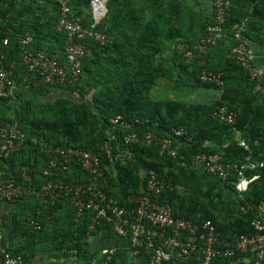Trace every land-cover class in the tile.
<instances>
[{
    "label": "built area",
    "instance_id": "1",
    "mask_svg": "<svg viewBox=\"0 0 264 264\" xmlns=\"http://www.w3.org/2000/svg\"><path fill=\"white\" fill-rule=\"evenodd\" d=\"M51 1L59 3L54 27L64 40L61 49L56 52L48 48L36 49L30 31L18 35L17 55L7 60L6 53H0V100L15 95L19 88L17 81L24 73L28 77L23 80H31L28 84L44 93L65 90L80 81L83 62L92 53V44L106 41L107 34L100 25L108 12L107 0H90L86 12L81 14L72 9L69 0ZM213 5V21L207 24L204 35L194 44L179 41L175 47L177 52L192 58L196 53H207L222 39L231 37L234 41L232 57L245 67L251 79L257 80L259 87L264 66L257 61H264V37H248L244 33L245 21L228 24L232 0H213ZM2 42L9 45L10 37H3ZM197 77L201 82L224 84L223 72L207 67H203ZM214 114L236 129L238 113L227 104L218 106ZM130 128L131 123L121 114L109 118L108 136L101 149L111 160L131 159V146L135 143L156 144L162 155H180V165L201 168L221 181L233 183L240 195L259 176L258 172L250 175L249 171L264 169V159H253L249 144L239 130H236L238 144L248 153L241 161H227L221 152H198L187 160L181 151L192 136L183 127H173L168 136L147 130L141 134ZM25 141L26 134L18 121L0 122V161L3 165L0 168V264H24L22 254L10 249L7 225L12 213L6 212L3 206L7 203L16 207L18 199L29 195L38 197L43 208L49 207L48 202L55 204L57 200L63 201L65 208L73 207L77 222L90 219L89 234L94 230L96 233L109 230L118 237H125L130 252L143 256L146 264H226L225 260L227 264H264V232L241 234L232 242L222 237L212 219L176 213L169 202L160 201L165 182L155 171L146 173L143 192L128 195L131 205L121 204L107 192L110 185L108 167L93 148L45 144L40 148L41 168L38 170L33 165L35 153L29 150L21 153ZM12 160L22 163L19 177L15 173L7 174L6 168L11 167ZM64 175H74L75 179L67 180ZM45 220L48 219L38 206L35 213L28 212L23 222L29 230L39 231ZM97 224L101 226L99 229ZM253 224L264 230V201L259 205ZM117 253L114 246L100 247L90 264H115Z\"/></svg>",
    "mask_w": 264,
    "mask_h": 264
},
{
    "label": "trees",
    "instance_id": "2",
    "mask_svg": "<svg viewBox=\"0 0 264 264\" xmlns=\"http://www.w3.org/2000/svg\"><path fill=\"white\" fill-rule=\"evenodd\" d=\"M35 1L36 4L34 5L33 3H24L22 6L20 3L16 6L14 0H0V18L6 19L5 24L0 21V53H6L7 60L17 55L16 51L19 48L17 36L24 34L26 31H30L33 34V45L36 49L48 48V50L54 52L61 49L64 40L63 37L56 32L54 27L59 15V3L51 0ZM89 1L90 0H84L82 3L84 6L80 7L76 5L72 6L70 0L69 4L76 13L81 14L86 12ZM120 1H123V4L122 7L118 9L119 7L115 3L117 2L116 0H107L108 12L100 25V28L106 32L107 39L104 43L94 42L92 44V53L88 55L83 62V72L81 73L80 81L75 84H70L66 88L77 90L78 85H80L82 81L81 78L84 73V68H89L87 64L96 63L97 58H99L103 52L110 53V50L112 51V48H114V46L112 47L114 44L112 42L110 43L108 39V31L106 30L108 19L110 18L112 20L114 11L117 10L118 13L122 14L121 21L127 19L128 16V18H131V21L132 19L133 21H137L136 24H138L139 28L140 26L142 27V33H144L143 29H145L147 35H158L157 38H152V40L151 38L148 39L147 43H160V40L163 42L164 37L161 39L160 37L162 35L167 37V34H169L166 32L168 29L163 30V28L155 25L156 20H162V13L156 14L155 18H153L154 21H150L151 19L149 21H144V17L143 21L140 23L137 17L143 16V12L140 9L139 12L137 11L134 0ZM25 7L27 9H24ZM24 11H26L27 14L25 17L21 18ZM86 17L89 18L88 14H86ZM230 17V14H228L229 25L237 23L231 21ZM212 21L213 16L203 25L201 34L196 33L197 35L182 37L179 40L190 44L196 43L204 35L207 24ZM134 27H136V25H134ZM253 28L256 27L254 26ZM244 33L253 39L263 37V35L257 33L255 35L250 34L248 26L244 30ZM5 36L10 37L9 45H4L2 42ZM225 42L229 43L231 47L234 45V41L231 37L224 38L207 53L202 55V60H205L204 62H199L198 58L196 60L199 62L195 75L196 80L207 86L222 90L220 98L215 100L212 104L186 103L184 101L171 100L153 102L145 99L136 101V105L129 107V101L124 100L117 101V106L107 102L94 104L97 110V112L94 113L93 109L86 102H79L77 105L69 106L67 105L68 99L62 98L59 99L51 109V112L55 116L53 121L30 123L31 126L37 128L43 126L47 130H53L59 133L56 139H45L32 131L29 132V134L26 131L27 128L25 123H22V121L15 116H0V122L4 123L8 120L18 121L20 127L26 134L25 146L21 153H25L27 150L33 151L35 153V163L33 165H36L38 170L41 168L39 159L40 148L45 144L61 145L64 147H91L100 154L103 163L107 164L108 170H106V172L110 183L107 192L115 196L119 200V203H128L131 205L128 195L131 192H143L146 173L153 170L165 182V189L161 194L160 201L169 202L176 213L186 217L212 219L221 230L222 237L232 242L241 234L262 233L264 230L257 229L253 224V219L258 211L259 205L264 201V169L249 171L250 175L254 172H258L259 176L249 183L247 190L244 191L242 195L237 192L233 183L221 181L204 170L209 176L224 186L225 189L223 188L221 192L223 196L229 197L231 192L235 193V196L232 197L234 205L221 214L215 203H205L200 199V194L208 196V191H201L195 188L196 190L192 195L181 194L179 192L177 183L181 182V176L193 175L194 172V167H184L178 163L181 159L180 155L178 157L162 155L158 145H146L139 142L131 146L133 152L131 159L122 162L119 160H111L101 149L103 141L108 136L109 118L121 114L126 121L131 123L130 129L137 130L141 134L147 130L154 131L163 136H168L173 127H183L187 129L192 139L182 147L181 151V154H184L187 160L198 152H221L224 159L227 161L243 160L248 151L238 144L236 130H239L241 136L248 142L253 159H264V146L261 149L253 143H250L242 130L243 123H245L243 119L250 115L249 112L244 115L243 119H241L243 115L237 117L236 129H234L233 125L220 121L214 114L216 108L222 104H227L237 112V108L226 100L225 91H227L229 85L231 70H229V67L223 66L220 62L222 53L214 50ZM161 49L160 44H158L157 49H154V51L159 53ZM177 53L182 55L179 52ZM232 58L235 61V65L244 69L246 77L255 84L257 80L251 79L245 67L234 57ZM203 67L222 71L224 84L216 85L215 83L201 82L197 75ZM19 80H22V76L19 77ZM28 81L31 82V80ZM36 90L44 93L39 88H36ZM179 112H184V117L188 119L187 122L177 117ZM69 114L72 116V119L68 116ZM96 114H98L99 117H96ZM60 136L64 137L65 140H60ZM232 137L233 142L225 151L209 147L206 144L211 140L230 139ZM21 164L22 163L17 164L15 160H12L11 167L6 168L7 174L12 175V173H15L17 177H19L18 169H20ZM1 167H3V165L0 161V168ZM175 167H178L180 171L176 173ZM64 177L67 180L75 179L74 175H64ZM37 181L39 180L37 179ZM199 191H201V193ZM48 204V208H43L39 198L34 195L21 197V199H18L16 207L11 204L14 211L7 225L10 228L12 238L10 249L22 254L24 264H30L36 253L40 250V244L47 240V247L53 251L59 249L72 250L74 251V255L76 254L78 257H82L90 264L91 260L100 252V249L94 250L91 247H87L82 240L84 236L89 234L90 219H84V222L81 223L77 222L73 207L66 206L65 208L64 202L61 200H57L55 204H50L49 202ZM38 206L42 209L44 218L48 220L43 221L41 230L31 231L25 226L23 221L28 212L33 211L35 213ZM96 226L97 229L101 227L99 224ZM91 233L96 234V230ZM104 233L111 234L112 232L108 230ZM19 237H23L24 242H18V245H16L15 243ZM62 252L65 253V251ZM224 263L227 264L228 260H225Z\"/></svg>",
    "mask_w": 264,
    "mask_h": 264
},
{
    "label": "rangeland",
    "instance_id": "3",
    "mask_svg": "<svg viewBox=\"0 0 264 264\" xmlns=\"http://www.w3.org/2000/svg\"><path fill=\"white\" fill-rule=\"evenodd\" d=\"M70 1L72 6H84L82 4L84 0ZM116 1L118 9H120L123 1ZM14 2H16V6L20 3L22 6L24 3L36 4L35 0H14ZM235 3L236 12L234 16L230 15L231 21H245L250 34L260 33V30L264 27V0H236ZM134 4L139 6L137 8L138 12L139 9L143 12V16L137 17L140 23L144 17V21H149L150 19V21H154L153 18H155L156 14L165 12V10L161 9L159 3L154 1L143 2L142 0H134ZM24 9L27 8L25 7ZM26 14L27 12L24 11L21 18L25 17ZM121 15L117 10L114 11L112 20L109 18L106 26L108 39L110 43L114 44L112 45L114 48H112V51L110 50V53L103 52L99 58L96 57V63L87 64L89 68H84L82 81L78 85L77 90L66 88L60 91L41 93L28 84V79L23 80V77H28L24 73L22 74V80L17 81L19 88L15 95L6 102L0 101V116H15L22 123H25L28 133L32 131L45 139H56L59 133L47 130L43 126L40 128L31 126L30 123L53 121L55 116L51 109L62 98L68 99L67 105L69 106L77 105L79 102H86L94 113L97 112L94 104H102L103 102L117 106V101L126 100L129 101V107H133L136 105V101L145 99L153 102L171 100L212 104L220 98L221 89L207 86L196 80L197 67L202 60L203 54L196 53L192 58L184 54L179 55L175 48L180 41L179 39L173 42L166 40L161 42L160 40V43H147L148 39L151 38L152 40V38H157L158 35H147L145 29H143L144 33H142V27L140 26L139 28L138 24H136L137 21L132 19V22L131 18H128L129 16L121 21ZM158 20H156L155 25L167 30V21ZM0 21L3 24L6 23V19L0 18ZM205 23H202L197 34H201ZM254 26L256 28H253ZM261 35L264 37V34ZM162 37L165 36L162 35L160 39ZM158 44L162 48L159 53L154 51V49H157ZM214 50L222 53L220 62L231 70L229 85L227 91H225L226 100L237 108L239 117L243 115L241 119L249 112L250 115L243 119L245 123H243L242 130L250 143L262 149L264 146V73L260 78L262 84L258 87L257 82L254 84L246 77L244 69L235 65L229 43L225 42ZM197 58L199 62L196 61ZM190 64L193 66L192 68ZM257 64L264 66V61L258 59ZM186 65H189L190 68ZM219 93L220 96L218 97ZM96 115V117H99L98 114ZM68 116L72 119L70 114ZM177 117L186 122L188 120L184 117V112H179ZM60 140L65 139L60 136ZM232 142L233 137L230 139L211 140L206 144L209 147L225 151ZM179 171V168L175 167V172ZM193 171V175H183L181 176V182L177 183V188L181 194L192 195L196 190L195 188L201 191H208V196L200 194L202 201L215 203L221 214L232 208L234 205L232 197L235 196V193L231 192L232 195L230 194L229 197L223 196L221 192L224 186L221 183L209 176L201 168L194 167ZM201 191L199 192L201 193ZM54 251L64 255H71L74 252L68 249ZM62 251H65V253ZM75 259H77L75 260L77 264H88L82 257Z\"/></svg>",
    "mask_w": 264,
    "mask_h": 264
},
{
    "label": "crops",
    "instance_id": "4",
    "mask_svg": "<svg viewBox=\"0 0 264 264\" xmlns=\"http://www.w3.org/2000/svg\"><path fill=\"white\" fill-rule=\"evenodd\" d=\"M137 1V0H135ZM143 2L154 1L160 3L161 9L165 10L162 13V20L167 18L168 31L167 37H164V41L173 42L182 37H188L195 35L202 23L210 19L214 14L213 0H142ZM236 0H232L231 16L235 15ZM139 8V6H136ZM152 17V16H150ZM166 30V29H165ZM264 34V27L260 30V33ZM173 49V45H172ZM201 61H205L204 59ZM200 61V62H201ZM195 65V63H193ZM189 67V65H187ZM190 67L192 68L193 66ZM189 67V68H190ZM192 70V69H190ZM220 96V93L218 97ZM9 99H3L0 101H7ZM13 208L11 204L4 203L3 209L6 212ZM7 237L10 244H12V238L10 235V228H7ZM87 247L92 249H100L104 246H114L117 248L118 253L115 256V264H146V260L141 255H133L130 252V247L125 237H118L113 233H96L88 234L82 238ZM24 242L22 237L17 239L15 243ZM40 250L36 253L30 264H77L75 258L78 256L75 254L64 255L62 253H55L49 247H47V240L41 243ZM70 258V259H69Z\"/></svg>",
    "mask_w": 264,
    "mask_h": 264
}]
</instances>
